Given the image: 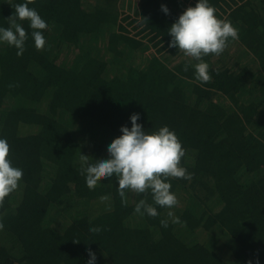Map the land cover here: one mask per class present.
Instances as JSON below:
<instances>
[{"label": "trees", "instance_id": "1", "mask_svg": "<svg viewBox=\"0 0 264 264\" xmlns=\"http://www.w3.org/2000/svg\"><path fill=\"white\" fill-rule=\"evenodd\" d=\"M25 2L0 0V27ZM209 2L238 39L203 57L207 82L168 47L196 0H136L131 13L117 0L29 4L48 24L45 47L30 35L21 56L0 44V138L23 169L0 201V264H86L88 249L96 264H264V0ZM132 113L175 132L192 174L170 178L178 203L155 218L134 212L150 193L122 199L114 177L89 188L81 169V155L107 158Z\"/></svg>", "mask_w": 264, "mask_h": 264}, {"label": "clouds", "instance_id": "2", "mask_svg": "<svg viewBox=\"0 0 264 264\" xmlns=\"http://www.w3.org/2000/svg\"><path fill=\"white\" fill-rule=\"evenodd\" d=\"M18 3L14 13L8 18L9 27H0V44L6 43L17 49V55H23L29 35L34 47L41 50L46 45L42 30L48 29L47 22L35 8L29 4ZM161 11L169 14V8L162 4ZM28 22L32 30L28 33L23 27ZM170 36L169 48H175L196 61L194 76L200 82L210 80L209 64L203 59L209 54L220 55L226 49L229 40L238 39V30L231 21L219 19L209 0H196L194 6H189L176 18L167 29ZM188 65L185 66L187 70ZM139 113L129 117L131 127L122 125L121 135L115 137L107 146V158L88 161L81 155V169L89 188L98 181L115 178L118 194L122 199L126 191L136 194L150 193L152 203L140 199L134 212L140 216L157 217V207L172 209L178 200L171 191L170 178L191 180L192 174L181 166L185 150L174 131L168 126H162L155 131L145 130L140 121ZM10 145L6 138H0V201L15 191L23 177V169L12 165L9 159ZM173 213L168 212L172 217ZM161 227H168V220H160ZM90 232L98 233L99 227H90ZM89 259L86 264H96L97 256L91 249L87 250ZM251 264V261H249ZM258 264V262H257Z\"/></svg>", "mask_w": 264, "mask_h": 264}, {"label": "rangeland", "instance_id": "3", "mask_svg": "<svg viewBox=\"0 0 264 264\" xmlns=\"http://www.w3.org/2000/svg\"><path fill=\"white\" fill-rule=\"evenodd\" d=\"M120 10H125L127 13H131L135 7L136 0H117Z\"/></svg>", "mask_w": 264, "mask_h": 264}]
</instances>
